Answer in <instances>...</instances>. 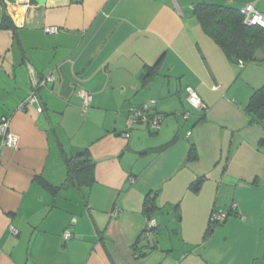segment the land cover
Wrapping results in <instances>:
<instances>
[{
  "label": "crops",
  "instance_id": "0c3cea01",
  "mask_svg": "<svg viewBox=\"0 0 264 264\" xmlns=\"http://www.w3.org/2000/svg\"><path fill=\"white\" fill-rule=\"evenodd\" d=\"M197 2L264 12V0H1L14 27L0 28V117L17 144L0 142V264H264V126L245 112L264 61L231 62ZM150 99L158 128L124 136ZM83 152L91 175L71 182L65 158ZM148 193L157 225L145 239ZM213 210L230 214L206 234Z\"/></svg>",
  "mask_w": 264,
  "mask_h": 264
},
{
  "label": "trees",
  "instance_id": "16d2710c",
  "mask_svg": "<svg viewBox=\"0 0 264 264\" xmlns=\"http://www.w3.org/2000/svg\"><path fill=\"white\" fill-rule=\"evenodd\" d=\"M239 8L221 3L197 2L192 7V14L197 18L202 30L223 50L231 62L239 64V61H242V66L251 61L262 62L264 61V27L245 24ZM5 27L14 26L7 13L3 11L0 28ZM159 62L160 60L148 66L149 75L157 72ZM245 112L249 124L257 123L264 126V83L252 90ZM85 155L83 152L65 158L67 176L71 182L80 183L81 177L91 175V164L87 162ZM188 158L189 160L197 158L193 144L190 146ZM203 181V176L197 177L189 188L197 191ZM143 209L147 216H151L155 209L154 198H151L150 193L145 196ZM211 225L213 224L209 222L206 234L211 231Z\"/></svg>",
  "mask_w": 264,
  "mask_h": 264
},
{
  "label": "built area",
  "instance_id": "2783aa9c",
  "mask_svg": "<svg viewBox=\"0 0 264 264\" xmlns=\"http://www.w3.org/2000/svg\"><path fill=\"white\" fill-rule=\"evenodd\" d=\"M16 0H14L15 2ZM18 2H28V0H17ZM239 12L243 16V21L247 25H258L264 27V12L256 9L253 2L246 3L239 8ZM44 31L48 33H56L60 29L57 26H44ZM239 65L242 66V61H239ZM47 81H54V78L51 74H48L42 78H35L33 77L32 80V90L27 97L26 101L23 103L27 105L31 102L34 98L35 90L38 87L45 86ZM186 98L187 101L196 108H205V105L202 103L199 95L195 91L192 86L186 87ZM80 94L82 97V110L85 111L87 106L91 101V95L84 89L80 90ZM155 100L150 99L147 102L141 104L140 106L136 107L132 110V112L126 117L125 125L126 131L123 133L124 136L128 135V130L135 125H144L151 130H155L158 128L161 115L153 113L151 111V106L154 104ZM23 105V106H24ZM22 107V106H21ZM188 114H184V117H187ZM0 142L2 146L6 147H15L17 144V137L10 128V121L8 118L0 117ZM235 207V205H232ZM232 207V208H233ZM113 210V214H114ZM230 214V211H221V210H213L210 215V220L212 224L220 223L226 219V217ZM157 225L156 219L153 216H147L145 219V223L142 230V235L145 239H149L153 233ZM71 237V232L68 229H65L62 233L63 240H68Z\"/></svg>",
  "mask_w": 264,
  "mask_h": 264
},
{
  "label": "rangeland",
  "instance_id": "374dc122",
  "mask_svg": "<svg viewBox=\"0 0 264 264\" xmlns=\"http://www.w3.org/2000/svg\"><path fill=\"white\" fill-rule=\"evenodd\" d=\"M219 3H221V2H219ZM238 5H239V4H234V3H233V6H238ZM251 62H253V61H251ZM253 63H254V62H253ZM68 182H69V181H66V183L64 184V186H66V185L68 184ZM72 182H74V181H72ZM69 189H70V190H75L76 188H75V187H70ZM153 239H154V237H153ZM167 242H168V240H167ZM169 243H170V241H169Z\"/></svg>",
  "mask_w": 264,
  "mask_h": 264
},
{
  "label": "water",
  "instance_id": "95a60500",
  "mask_svg": "<svg viewBox=\"0 0 264 264\" xmlns=\"http://www.w3.org/2000/svg\"><path fill=\"white\" fill-rule=\"evenodd\" d=\"M46 0H35V2L39 5L44 4ZM45 77V76H44ZM42 78V77H41Z\"/></svg>",
  "mask_w": 264,
  "mask_h": 264
}]
</instances>
